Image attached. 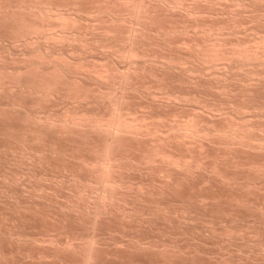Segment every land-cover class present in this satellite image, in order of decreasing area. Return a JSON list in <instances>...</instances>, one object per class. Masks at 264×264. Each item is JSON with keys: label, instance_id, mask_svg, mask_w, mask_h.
Returning <instances> with one entry per match:
<instances>
[{"label": "bare ground", "instance_id": "bare-ground-1", "mask_svg": "<svg viewBox=\"0 0 264 264\" xmlns=\"http://www.w3.org/2000/svg\"><path fill=\"white\" fill-rule=\"evenodd\" d=\"M0 264H264V0H0Z\"/></svg>", "mask_w": 264, "mask_h": 264}]
</instances>
